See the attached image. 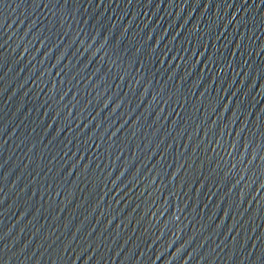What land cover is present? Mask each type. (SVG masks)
<instances>
[{"label":"water","instance_id":"water-1","mask_svg":"<svg viewBox=\"0 0 264 264\" xmlns=\"http://www.w3.org/2000/svg\"><path fill=\"white\" fill-rule=\"evenodd\" d=\"M0 264H264V0H0Z\"/></svg>","mask_w":264,"mask_h":264}]
</instances>
